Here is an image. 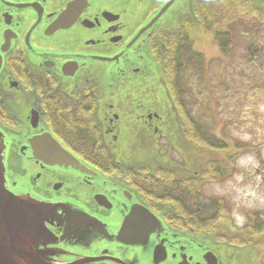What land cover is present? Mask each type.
Here are the masks:
<instances>
[{"label": "flooded vegetation", "instance_id": "obj_1", "mask_svg": "<svg viewBox=\"0 0 264 264\" xmlns=\"http://www.w3.org/2000/svg\"><path fill=\"white\" fill-rule=\"evenodd\" d=\"M232 1L0 0V53H5L0 71V126L14 135L8 155L12 171L27 174L34 191L42 196L70 197L112 219L116 231L110 235L120 234L123 216L119 213L129 215L138 203L170 230L200 242L181 243L180 238L164 236L154 245L152 240L141 245L134 244L137 240L124 245L112 240V245L87 249L92 260L85 264H264V220L259 212H251L246 224L235 227L228 204L205 194L207 185L233 174L234 156L210 158L208 168L207 164L198 168L186 152L192 141L185 134L195 130L197 123L208 130L210 126L205 127L202 117L188 109V97L181 103L184 110L173 103L176 110L167 111L166 116L164 104L150 101L145 92L149 83L159 85L155 75L166 65L179 67L182 61L186 67L195 61L191 54L195 46L181 44L180 29L183 22L193 24L195 15L181 11ZM167 2V12L145 29ZM42 133H49L102 179L96 174L57 171L42 159L23 157L26 148L48 149L42 142L31 147L27 143ZM166 133L175 134L172 143ZM163 140L167 144H159ZM149 145L154 151L166 145L174 150L175 160L155 158L162 167L173 162L169 194L153 183L157 165L129 156L136 149L147 151ZM228 167L230 176L213 180L215 170L223 172ZM181 212L192 213V221H181ZM197 214L206 217L208 229L197 230ZM15 228L13 254L12 246L0 244L1 264L8 257L14 264H50L47 249L41 247L48 239L36 248V232L20 224ZM68 248L63 247L61 254Z\"/></svg>", "mask_w": 264, "mask_h": 264}, {"label": "water", "instance_id": "obj_2", "mask_svg": "<svg viewBox=\"0 0 264 264\" xmlns=\"http://www.w3.org/2000/svg\"><path fill=\"white\" fill-rule=\"evenodd\" d=\"M169 8L170 4L167 2L145 24L144 28H150ZM181 13L193 16L190 7H185ZM142 32L143 30H140L135 38ZM4 55V52L0 53V71L4 68ZM155 78L159 79V85L149 83L145 92L150 95V101L151 99L155 103L160 101L164 104V109L170 110L173 114L176 109L167 92L165 83L163 84L165 80L163 70L160 74H156ZM151 95L154 97L152 98ZM157 95H159V98ZM13 137V134L0 126V241L4 237L7 239V241L4 240L0 244L12 246V254L13 241L16 237L11 236V233L16 232L15 226L19 224L27 226L26 230L36 232V236H33L36 239L34 242L36 248H38L40 241L48 239L41 247L43 250L47 249L50 264H85L88 260H92L89 257L92 251L87 249H97L104 243L112 245L114 242L112 240H116L115 242L121 245L130 244L135 240L137 242L134 244L141 245L152 240L150 245H154L158 238L164 236L165 238H180L181 243H200L198 240L193 239L194 237L170 230L160 217L138 203L134 205L137 210H133L129 215L127 214L128 216L123 212L119 213V216H123V225L119 228L120 234L110 235L112 231H116L111 225L112 219H106L89 211L77 200L70 197L42 196L34 191L27 174L12 171L8 164V155L11 151ZM37 139L42 140L35 141ZM34 142L48 144V149L26 148L22 153V156L26 159H42L47 163L46 166L57 171L78 172L79 174L89 173L95 176L96 172L82 164L78 158L62 147L49 133H42L34 139L29 138L27 140L30 147L34 145ZM96 176L102 179L97 174ZM144 217L148 219L146 218V220ZM140 221L147 222V225L141 224ZM94 224L104 228H94L92 226ZM120 239L124 242H121ZM63 247H69L66 249V254H61ZM162 255L166 257V250L162 252ZM4 261H6V264L15 263L10 257Z\"/></svg>", "mask_w": 264, "mask_h": 264}, {"label": "rangeland", "instance_id": "obj_3", "mask_svg": "<svg viewBox=\"0 0 264 264\" xmlns=\"http://www.w3.org/2000/svg\"><path fill=\"white\" fill-rule=\"evenodd\" d=\"M233 30L231 55L223 58L216 47L202 42L199 49L207 65L198 74L189 67L185 77L193 90L188 109L210 126L213 139L229 144L226 152L234 156L233 174L207 185L205 194L227 203L233 226L240 227L249 221L251 212H259L264 220V28L256 32L236 26ZM195 101L200 102L196 105ZM163 112L169 115L167 110ZM235 141L241 146L238 149ZM170 149V158L175 160ZM150 150L151 145L147 151L136 149L129 156L158 165Z\"/></svg>", "mask_w": 264, "mask_h": 264}, {"label": "trees", "instance_id": "obj_4", "mask_svg": "<svg viewBox=\"0 0 264 264\" xmlns=\"http://www.w3.org/2000/svg\"><path fill=\"white\" fill-rule=\"evenodd\" d=\"M193 13L195 15L193 24L183 22L180 29L183 32L181 34V44H186L191 47L195 46V50H191V54L195 59L194 63L187 62L186 67L182 66V61L179 67L172 63L171 65H166L163 70L167 92L179 111L184 110L181 103L185 100V97L191 99L190 95L193 92V90H191V84H189V79L185 77L187 71L192 69L195 74H198L199 68L202 70L204 66L207 65L204 54L199 49L202 42L215 46L219 50L220 56L224 58L232 53L234 27L240 26L255 30L256 32L264 28V3L255 5L245 0L244 2L234 0L228 3L200 4L193 7ZM190 65L191 69H189ZM194 69H198V71L195 72ZM195 93L197 92L195 91ZM199 102L200 101H195L192 103L197 105ZM200 125L201 123L195 124V130H189L185 134L187 139L192 141H190L192 146L185 148L186 152L196 160L197 167L202 168L207 164L208 168L209 163L207 161L210 158L214 159L224 154V157L230 160V158H232V153L226 152L229 150V144L221 139H217L218 141L213 139L215 138L214 135L210 133L208 129L200 127ZM203 125L207 127V125ZM166 136L170 138L171 143L174 141L175 134L167 133ZM239 147L241 146L235 141V148L238 149ZM170 151L171 149L168 147L158 148L154 152L151 151V158L154 159V161L155 158L162 157L164 159H170ZM156 163L159 165L158 161H156ZM161 167L162 165L155 169L153 173V183L159 186V188H161L160 190H163V192L166 190L169 194L173 189L171 177V175L174 174L173 162H164L162 168L165 169H160ZM221 172L215 170L213 172V180L221 179L224 176H230L232 173L229 167L227 170ZM217 174L220 175L219 178L216 177ZM197 188L199 189V187ZM171 199L178 205L177 201L173 198ZM180 215L182 216L181 221H192V213L181 212ZM195 221L197 230L209 228L208 220L204 215L197 214V220L195 219Z\"/></svg>", "mask_w": 264, "mask_h": 264}]
</instances>
